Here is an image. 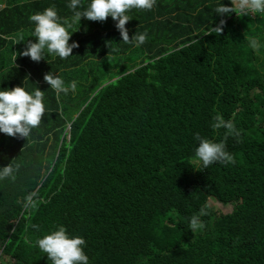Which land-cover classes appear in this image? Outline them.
<instances>
[{
    "label": "trees",
    "instance_id": "16d2710c",
    "mask_svg": "<svg viewBox=\"0 0 264 264\" xmlns=\"http://www.w3.org/2000/svg\"><path fill=\"white\" fill-rule=\"evenodd\" d=\"M70 2L6 0L0 10V90L38 87L46 107L27 138L0 133V168H13L0 179V263L52 264L36 242L64 226L84 238L88 264H264V76L251 43L264 13L217 15L230 0H156L127 13L129 37L146 32L143 45L121 42L108 17L88 20L66 59L19 55L30 16L53 4L70 19ZM221 19L219 35L211 27ZM88 53L105 57L88 67ZM49 71L75 92L58 100ZM217 114L239 136L214 129ZM196 133L225 143L235 163L204 168Z\"/></svg>",
    "mask_w": 264,
    "mask_h": 264
},
{
    "label": "clouds",
    "instance_id": "9594fccd",
    "mask_svg": "<svg viewBox=\"0 0 264 264\" xmlns=\"http://www.w3.org/2000/svg\"><path fill=\"white\" fill-rule=\"evenodd\" d=\"M230 2L231 7L225 6L223 3L218 5L215 9L216 14L224 16L235 12L238 16H248L249 14L264 13V0H230ZM155 3L156 0H90V4L83 11H79L77 8L81 5V0H71L68 7L73 10V22H80L82 18L104 22L108 17H111L113 21L117 22L115 27L122 38L121 42L135 43L136 46H140L146 42L147 33L138 34L136 31L130 38L126 24L131 19L127 13L132 9L150 11ZM0 5L2 9L6 6V4ZM29 19L34 24L32 37L36 38V42L28 40L24 51L19 55L29 57L34 62H40L45 59L46 49L48 54L66 59L72 55L74 48L79 47L76 42L69 43L72 33L68 29L71 24L67 19L62 20L54 6L31 15ZM225 23L226 21L221 19L217 27H211V31L220 35ZM251 43L253 47H256L255 40ZM43 79L55 91L58 100L61 93L67 95L70 90L75 92L77 87L75 81L66 86L65 81L52 71L45 73ZM43 100L44 91L38 87L33 93L27 91L24 86L0 90V133L10 137L27 138L31 130L37 128L43 121L46 113ZM213 119L215 121L212 125L214 129H226L225 137L228 135L239 136V132L231 120H225L219 114ZM194 139L199 142L195 149V158L202 162L204 168L215 162L235 163L234 157L226 151L225 143L214 142L201 137L199 133L195 134ZM12 175L11 164L0 168V179ZM205 214L206 212L202 208L199 214H193L190 217L192 230L203 226L200 216ZM36 243L38 248L46 253L47 259L52 264H88L89 258L84 251L86 243L84 238L70 236L64 226H58L56 230L44 235Z\"/></svg>",
    "mask_w": 264,
    "mask_h": 264
},
{
    "label": "rangeland",
    "instance_id": "374dc122",
    "mask_svg": "<svg viewBox=\"0 0 264 264\" xmlns=\"http://www.w3.org/2000/svg\"><path fill=\"white\" fill-rule=\"evenodd\" d=\"M0 2H5L6 4V0H0ZM87 19L86 18H82L81 21H76L73 22V18L71 21H68L69 24H71V27H74L75 30L72 32V35L76 38V41L79 42L78 38H82L84 37V32L85 29L87 27ZM89 22V21H88ZM256 48H255V53H256V57L258 58V60L256 61L257 64H262L261 65V73L264 76V32H261V35L258 36L256 38ZM87 56L83 58V63H85L88 67H94L96 66L97 61H101L102 58H104V55H92L91 53L86 54ZM258 92V91H257ZM210 204H212L213 206L216 207V209L218 211L221 212H231L233 210L232 204H228V205H224L223 203L217 201L215 203V201L210 202ZM16 252V251H15ZM14 252V254H15ZM45 261L46 264H48L46 262V259L44 257L43 259ZM0 264H5V263H0ZM30 264H35L33 262H31Z\"/></svg>",
    "mask_w": 264,
    "mask_h": 264
},
{
    "label": "crops",
    "instance_id": "0c3cea01",
    "mask_svg": "<svg viewBox=\"0 0 264 264\" xmlns=\"http://www.w3.org/2000/svg\"><path fill=\"white\" fill-rule=\"evenodd\" d=\"M49 1H53V0H49ZM17 2H15V3H13V4H16ZM0 4H5V2H0ZM13 4H11L10 2H9V5H13ZM51 6H54L53 4H51L49 7H51ZM57 13H58V15L62 18V20L63 19H67L68 21H71L72 20V18H68V17H63L62 15H61V13H59L58 11H57ZM33 27H34V25H33ZM75 30V28L74 27H72V28H69L68 29V31L70 32V33H72L73 31ZM28 40H31L32 42H36V38L35 37H32L31 36V38L30 39H28ZM27 40V41H28ZM78 40H79V38H78ZM26 41V42H27ZM76 41V38L72 35L71 36V39H70V41H69V43H73V42H75ZM46 50V49H45ZM47 51V50H46ZM45 54V53H44ZM46 58V57H45ZM52 58H58V56H55V55H53V56H50V58H49V61H51L52 60Z\"/></svg>",
    "mask_w": 264,
    "mask_h": 264
},
{
    "label": "built area",
    "instance_id": "2783aa9c",
    "mask_svg": "<svg viewBox=\"0 0 264 264\" xmlns=\"http://www.w3.org/2000/svg\"><path fill=\"white\" fill-rule=\"evenodd\" d=\"M2 9V6L0 5V10Z\"/></svg>",
    "mask_w": 264,
    "mask_h": 264
}]
</instances>
